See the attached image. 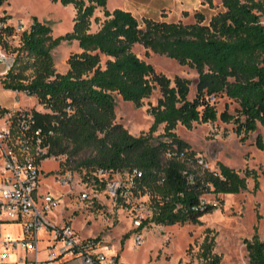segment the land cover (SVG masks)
Returning <instances> with one entry per match:
<instances>
[{"label":"trees","instance_id":"trees-1","mask_svg":"<svg viewBox=\"0 0 264 264\" xmlns=\"http://www.w3.org/2000/svg\"><path fill=\"white\" fill-rule=\"evenodd\" d=\"M6 1L0 0V5ZM51 1L74 9L72 30L65 35L53 38L50 27L33 18L13 47L9 38L15 30L6 24L8 16L0 17V48L15 54L13 67L0 83L4 89L34 97L48 111L29 110L33 129L40 128L45 135V158L66 155L67 163L75 158L83 181L98 168L121 175L140 171L132 193L136 198L147 195L151 209L141 227L199 225L200 218L215 209L202 202L203 194H237L246 188L248 177L257 189L254 171L246 170L241 176L222 163L216 164L217 172L202 169L200 159L174 130L178 125L190 129L194 123L232 121L242 142L258 125L264 129V6L260 0H221L223 11L207 22L196 13L191 24L151 19L140 23L129 12L108 11L106 0ZM97 9L104 19L97 31L90 32ZM72 41L79 52L68 56L65 73H57L51 51ZM135 45L193 68L197 73L194 97L188 99L190 80L176 76L171 81L156 72L133 52ZM26 70L31 71L30 77ZM155 89L160 96L147 109L152 118L147 133L133 136L115 123L112 93L140 107ZM215 97L235 102V114H218L211 101ZM160 125L168 141L153 145ZM255 146L264 150L260 135ZM208 232L199 246L200 264H218ZM243 244L249 264H264V241L255 228Z\"/></svg>","mask_w":264,"mask_h":264},{"label":"rangeland","instance_id":"rangeland-1","mask_svg":"<svg viewBox=\"0 0 264 264\" xmlns=\"http://www.w3.org/2000/svg\"><path fill=\"white\" fill-rule=\"evenodd\" d=\"M111 1V0H109ZM193 6L185 7L175 16L174 22L191 24L195 22V14H202L205 22L213 15L223 11L221 0H187ZM264 6V0H260ZM187 3V4H188ZM8 16L6 24L13 26L15 34L11 36L10 44L13 47L19 44V34L28 30L33 18L48 25L53 38L65 35L72 30L74 9L72 6H62L51 0H7L0 5V17ZM99 19L98 23L94 18ZM104 19L102 12L97 9L91 18L90 32L99 28V22ZM141 23V20H139ZM1 49V48H0ZM7 55L14 53L1 49ZM79 52L77 43L63 42L51 51L54 67L57 73L63 74L67 70L66 59L72 53ZM133 52L143 61L149 63L156 72L165 75L171 81L179 76L191 81L188 99L195 95L196 71L186 65H180L175 60L163 55L146 52L141 46L135 45ZM25 75L30 77L31 71ZM114 100L115 123L120 124L129 134L139 136L147 133L152 118L147 113L151 105H155L160 94L155 89L152 94L142 101L140 107L123 101L115 93L111 94ZM16 99L4 98L3 103L13 104ZM218 114L226 111L235 114L237 104L226 97H215L211 100ZM19 104L27 110L48 112L36 99L19 95ZM163 125H160L153 134L151 144L168 141L163 136ZM176 136L186 142L200 160L202 169L217 172V163L235 170L241 176L246 170L256 174L257 189H254V179H246V188L237 194L205 193L201 200L205 204L215 206V209L200 218V224H172L155 225L148 223L140 230L142 244L136 246L133 242V219L135 216L149 218L151 209L149 197L142 195L136 198L135 206L125 208L120 202H113L104 187L93 186L82 181L75 167V158L67 163L66 155L51 156L43 159L39 166L38 195L51 194L61 197L62 203L54 212L53 220L62 218L71 224L81 237L97 238L101 245L107 247V255H117L121 264H200L199 246L204 232L214 239L212 254L218 257V264H249L247 252L243 244L256 229L261 240L264 241V150L255 146V138L260 135L264 144V129L258 125L255 132L249 133L244 141L234 133L232 121L228 123L216 120L213 123H194L190 129L178 125L174 130ZM85 158L86 154H82ZM70 171L75 175V183L69 187L59 181L61 173ZM87 194L80 199V194ZM136 209H133L135 208ZM18 225H6L2 228L3 236L18 237ZM39 237L44 239V234ZM39 258H44L45 243L39 242ZM11 258L6 262L9 264ZM49 264H56L51 262Z\"/></svg>","mask_w":264,"mask_h":264},{"label":"built area","instance_id":"built-area-1","mask_svg":"<svg viewBox=\"0 0 264 264\" xmlns=\"http://www.w3.org/2000/svg\"><path fill=\"white\" fill-rule=\"evenodd\" d=\"M0 62L6 73L14 65V57L0 49ZM0 121V264H6L9 258V264H121L116 255L105 253L107 247L97 238L81 237L62 218L53 220L61 197L37 194L39 166L47 158L45 135L40 128L33 129V114L21 108L0 111ZM140 177L141 172L136 169L121 175L98 168L84 182L104 187L111 201L132 208L136 205L132 193L134 179ZM59 181L71 187L75 175L70 171L61 173ZM86 197V193L80 194V199ZM145 219H133L136 246L142 244L140 230ZM6 225H18L19 236H3L1 230ZM40 233L44 239L39 237ZM39 242L45 243L44 258L38 256Z\"/></svg>","mask_w":264,"mask_h":264},{"label":"crops","instance_id":"crops-1","mask_svg":"<svg viewBox=\"0 0 264 264\" xmlns=\"http://www.w3.org/2000/svg\"><path fill=\"white\" fill-rule=\"evenodd\" d=\"M187 0H106V9L108 11H113L115 9H120L131 13V15L139 22L142 19H151L154 21L163 22H174L175 16H170L169 12H173L177 15V19L180 12L185 9V7L193 6L191 2L187 4ZM5 75L4 65L0 62V78ZM23 94L28 97L23 92L12 91L4 89L0 83V109L4 110H15V109H26L19 104V95ZM16 99L11 105L3 103L4 98ZM30 98L31 97L29 96ZM27 110V109H26ZM2 122L0 121V124ZM20 233V229H19ZM116 255V254H115ZM117 256V255H116Z\"/></svg>","mask_w":264,"mask_h":264}]
</instances>
